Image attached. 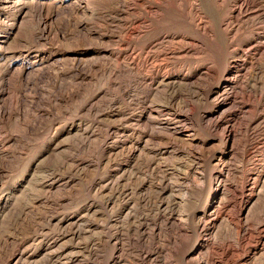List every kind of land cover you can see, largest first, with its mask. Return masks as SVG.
I'll list each match as a JSON object with an SVG mask.
<instances>
[{
  "label": "rangeland",
  "instance_id": "1",
  "mask_svg": "<svg viewBox=\"0 0 264 264\" xmlns=\"http://www.w3.org/2000/svg\"><path fill=\"white\" fill-rule=\"evenodd\" d=\"M13 1L0 0V264H55L74 251L72 264H112L114 257L119 264H137L136 225L128 221L110 231L108 221L126 210L131 221L161 223L165 203L173 207L180 198L189 158L157 129L162 119L173 121L168 106L173 93L181 109L191 112L183 127L203 149V167L210 169L208 157L216 150V156L223 151L233 173L263 169L264 22L242 24L229 44L233 36L223 31L237 0L224 8L217 0L197 1L218 36L221 59L208 42L188 57H165L163 37L199 40L183 21L185 13L169 0L158 6L133 0L122 7L112 0H20L14 6ZM236 61L243 64L240 74H247L235 84L234 103L223 119L235 126L236 140L229 138L222 147V134L212 125L222 100L214 90L222 86V71ZM199 73L209 76L197 81ZM180 76H188L180 85L158 83ZM161 106V121L148 120L147 113ZM149 138L155 163L123 151ZM114 176H122L115 196L108 185ZM234 182L233 175L229 185ZM159 185L169 189L168 196H159ZM261 188L262 197L254 199L257 205L248 214L253 224L264 210V174ZM165 230L161 237L152 234L148 249L171 247V235L178 232ZM110 232L121 245L114 253ZM217 238L234 244L228 228ZM188 248L191 243L182 250ZM180 258L172 257L173 264H181Z\"/></svg>",
  "mask_w": 264,
  "mask_h": 264
},
{
  "label": "bare ground",
  "instance_id": "2",
  "mask_svg": "<svg viewBox=\"0 0 264 264\" xmlns=\"http://www.w3.org/2000/svg\"><path fill=\"white\" fill-rule=\"evenodd\" d=\"M112 1H117V3H119L122 7L123 5H128L133 0ZM188 1H190V3H187ZM197 1L198 0L168 1L169 5H172V8L174 6L176 9L180 10L181 13H185L183 21L193 28L192 30H194L195 35L197 36L196 38L199 40L197 41L195 39L188 38L186 35L179 37L171 36L168 38L163 37L159 43V46L167 59L188 57L194 53V51H196L199 46L204 45L205 42H208V44L213 46L214 56L217 59H221V53L219 51L220 45L218 44L217 40L218 36H216L215 32L211 29V23L205 20L200 14L197 7ZM228 1L229 0H217L215 5L219 8H224ZM19 2L20 0L13 1L12 5H17ZM146 2H151L154 4L156 3L157 6L166 4V0H146ZM40 6L44 5L42 4ZM155 13L152 14L157 16L158 11ZM256 20H262V22H264V6L259 0L235 1L229 16V21L226 24L227 27L223 31L225 33L224 35L228 36L232 34L233 36L231 38L228 36L227 41L229 44L234 42L238 31L242 28V24H248L249 22H254ZM43 22V19L39 20V24H43ZM216 49H218V51ZM242 66V62L236 61L232 66H228L226 70L222 71L220 74L221 79L219 81L222 83V86L214 90V92L216 91L217 93L216 97H218L219 100H222L217 111L218 115L212 119V125L216 130L221 132L220 135L222 134V147L227 146L229 138H236L237 130L235 126L233 124L225 123L223 119L228 115V104L234 103L232 95L237 89L235 84L240 82V80H242L247 74H240V69ZM203 75L204 74L199 73L197 81L205 79L209 76V73L202 77ZM188 76L175 77L171 78L170 80L163 79L158 83L166 87H172L174 85L182 84L184 81L183 79ZM176 96L177 95L175 93L172 94L169 102L170 105H168L170 106V112L172 115H174L173 121H170L171 119L164 118L162 119V125L157 127V129L159 132H163L162 134H166V136L175 142L176 145L177 143L178 145L180 144L181 147L180 145L179 147L182 149V152L185 153L189 158L190 163L185 169L186 180L183 182L185 185L181 184L183 187L180 188L181 196L174 201L173 207H171L172 205L170 201L165 203L166 206L162 210L164 217L162 218L161 223H150L144 221L139 223L137 220L138 218H135L134 221H131L130 219L132 215L129 213V211L127 212L125 210L121 212L120 219L109 218V230L112 231L113 229H117L119 224H124L128 221V225H136L134 227H136L137 233L139 234L137 241L140 240V246L138 249L136 248L137 252L134 254V261L137 264H173L174 260L172 257L174 258L178 254H181V264H264V210L262 211L261 218H257L259 220L258 222L256 221L257 223H251V220L248 216V214L257 205L254 199L256 197H262V188L259 189V186L264 174V167L262 170L256 173H253L252 170L248 174L247 172L244 173L243 170L242 173H233V171L229 169V166L226 168L227 163L224 161L223 151L221 152L222 154L220 156H216V150H214L213 153L208 157L210 159V169L203 167L201 164V158L202 155H204L203 149H199L198 147L194 146L195 144L193 143L194 141L192 138V132L189 133V131L186 129L184 130L183 127L184 122L192 119L191 112L186 110L183 111L181 109V103H178ZM162 107L163 106H161L160 109L158 108L157 113L152 110L149 111L147 113L148 120L152 122L161 121L159 120L158 116L162 111ZM247 132H249V130L246 131V134H248ZM150 141L151 140L149 138L144 142L143 145H128L123 149V151L128 154H133L136 152L135 157L138 159L142 158L146 160L147 163H151L150 161L155 163L157 159L151 156L152 150L149 148ZM170 153L175 154L176 152L170 151ZM232 153L233 151L231 154ZM115 154L117 153H114L113 156ZM212 163L214 164L212 165ZM212 170H219L218 174L214 175ZM232 173L235 178V184L230 186L229 178L233 176ZM121 177L122 176L116 178L114 176L111 178L108 185L109 188L114 191L112 195H114V193L119 190ZM177 182L178 181H176V183ZM159 186L160 190H157L159 196H165L169 193V189L163 188L161 185ZM173 190H171V193ZM205 196L209 198L204 202L203 207H201L202 199ZM210 198L211 200H209ZM159 200L160 199H158V202ZM225 212L227 214L229 213L230 215L224 217L223 214ZM223 221H227V224ZM120 227L121 225L119 228ZM223 228H228L232 232L234 244L231 245V243H227L226 241H218V234ZM165 229H169L171 234L174 230H177L178 232L172 234L170 238L171 240L169 239L170 242L168 245L170 244L171 247L165 249L166 244H160V246L154 250H151V248L148 249L149 247L147 246H149V244L151 245V243L154 241L153 237L155 235L152 237V234L157 233L158 236L161 237L163 236V233H165ZM202 232H205L206 235L200 240L199 238ZM117 235L118 234L110 232L108 237V243L111 245L113 253L119 246H121L119 245V238ZM189 243H191V248L182 250V247ZM77 253L78 252L74 251L70 253L67 252L66 254H63V256L58 255V260L54 261L57 264H72ZM47 255L51 256L52 253L49 252ZM48 258L50 259L49 256ZM119 263V257H114L112 264Z\"/></svg>",
  "mask_w": 264,
  "mask_h": 264
}]
</instances>
